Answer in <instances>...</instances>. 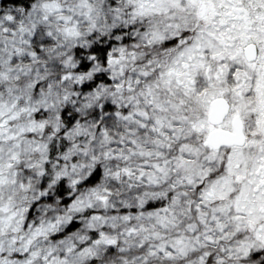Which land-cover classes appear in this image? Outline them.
I'll return each mask as SVG.
<instances>
[{"label": "clouds", "instance_id": "9594fccd", "mask_svg": "<svg viewBox=\"0 0 264 264\" xmlns=\"http://www.w3.org/2000/svg\"><path fill=\"white\" fill-rule=\"evenodd\" d=\"M0 264H264V0H0Z\"/></svg>", "mask_w": 264, "mask_h": 264}]
</instances>
